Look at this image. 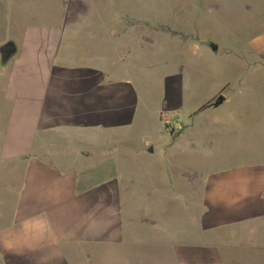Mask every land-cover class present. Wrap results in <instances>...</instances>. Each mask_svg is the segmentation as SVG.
<instances>
[{
  "label": "crops",
  "instance_id": "obj_1",
  "mask_svg": "<svg viewBox=\"0 0 264 264\" xmlns=\"http://www.w3.org/2000/svg\"><path fill=\"white\" fill-rule=\"evenodd\" d=\"M25 1L0 0V48H16L7 62L0 54V264H223L221 250H264V156L182 167L183 155L212 151L197 122L129 145L142 99L132 67L117 71L136 28L126 11L114 0ZM251 45L261 65L264 34ZM163 88V105L180 108L182 74ZM247 94L228 90L222 104ZM254 134L264 143V125ZM149 160L158 169L144 170Z\"/></svg>",
  "mask_w": 264,
  "mask_h": 264
},
{
  "label": "rangeland",
  "instance_id": "obj_2",
  "mask_svg": "<svg viewBox=\"0 0 264 264\" xmlns=\"http://www.w3.org/2000/svg\"><path fill=\"white\" fill-rule=\"evenodd\" d=\"M28 7L47 12L34 1ZM111 7L126 11L122 23L136 26L128 33L131 40L122 42L128 46L117 49V71L132 67L142 99V109L128 132L132 137L129 145L139 149L141 137L153 141L163 135L172 137L178 128L197 122L202 126L197 130L212 151L203 150L195 158L183 155L178 160L182 167L220 170L259 161L264 143L254 132L264 125V61L257 63L251 44L264 34V0H114ZM70 19L76 22L75 17ZM27 20L22 10L21 29ZM17 34L22 37L23 30ZM173 73L182 74L180 108L163 105V79L165 87ZM238 87L248 94L235 95L228 104L213 105L217 97ZM221 122L229 127L223 129ZM80 144L76 146H92ZM158 167L159 161L149 160L143 168ZM140 178L144 181L147 177ZM219 258L223 264H264V250L257 252L247 245L229 248L221 250Z\"/></svg>",
  "mask_w": 264,
  "mask_h": 264
},
{
  "label": "water",
  "instance_id": "obj_3",
  "mask_svg": "<svg viewBox=\"0 0 264 264\" xmlns=\"http://www.w3.org/2000/svg\"><path fill=\"white\" fill-rule=\"evenodd\" d=\"M216 50V47H213ZM16 53L15 44L13 42H8L6 45L0 48V54L3 57L4 62L9 61ZM224 97H217L216 101L213 103L214 106H219L224 102Z\"/></svg>",
  "mask_w": 264,
  "mask_h": 264
},
{
  "label": "trees",
  "instance_id": "obj_4",
  "mask_svg": "<svg viewBox=\"0 0 264 264\" xmlns=\"http://www.w3.org/2000/svg\"><path fill=\"white\" fill-rule=\"evenodd\" d=\"M204 108H205V107H202L201 110L204 109Z\"/></svg>",
  "mask_w": 264,
  "mask_h": 264
}]
</instances>
